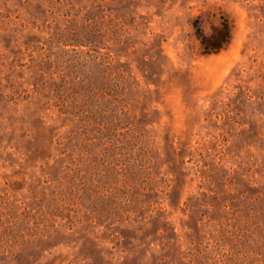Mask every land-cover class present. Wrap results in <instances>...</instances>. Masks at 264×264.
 Instances as JSON below:
<instances>
[{
  "label": "rangeland",
  "instance_id": "1",
  "mask_svg": "<svg viewBox=\"0 0 264 264\" xmlns=\"http://www.w3.org/2000/svg\"><path fill=\"white\" fill-rule=\"evenodd\" d=\"M0 264H264V0H0Z\"/></svg>",
  "mask_w": 264,
  "mask_h": 264
},
{
  "label": "trees",
  "instance_id": "2",
  "mask_svg": "<svg viewBox=\"0 0 264 264\" xmlns=\"http://www.w3.org/2000/svg\"><path fill=\"white\" fill-rule=\"evenodd\" d=\"M195 35L200 43L202 54H211L225 47L230 40V25L223 15L219 16L218 24L212 27V32L207 34L200 25L199 18L193 21Z\"/></svg>",
  "mask_w": 264,
  "mask_h": 264
}]
</instances>
